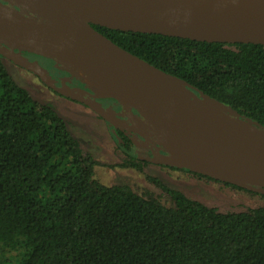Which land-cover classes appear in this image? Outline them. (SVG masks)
Here are the masks:
<instances>
[{"label": "trees", "instance_id": "obj_1", "mask_svg": "<svg viewBox=\"0 0 264 264\" xmlns=\"http://www.w3.org/2000/svg\"><path fill=\"white\" fill-rule=\"evenodd\" d=\"M91 26L182 80L199 102L219 103L240 121L264 130L263 45ZM0 50L12 60L10 49L0 44ZM8 59L0 55V264H264V204L221 212L149 175L162 195L102 184L96 177L99 162L74 133L76 122L21 85ZM78 81L75 91L81 94L87 86ZM56 94L92 111L74 92ZM116 104L124 110L121 116L136 112ZM111 134L122 156L120 168L143 172L152 165L127 154L132 144L121 128H112ZM174 170L264 201V193L254 188Z\"/></svg>", "mask_w": 264, "mask_h": 264}, {"label": "water", "instance_id": "obj_2", "mask_svg": "<svg viewBox=\"0 0 264 264\" xmlns=\"http://www.w3.org/2000/svg\"><path fill=\"white\" fill-rule=\"evenodd\" d=\"M16 6L26 15L36 16L29 19L2 4L0 9L6 12L18 25L20 32L6 33L0 24V44L13 52L14 48L1 40V33L10 34L12 43L20 45L22 37L44 35L49 39L46 48L60 50L62 37L71 45L87 52L100 67L119 83L123 97L129 102L115 100L136 111L143 118L136 123L145 125L144 130L152 131L157 144L167 154L159 159L160 164L174 165L210 178L233 185H240L264 193V154L249 156V150L237 151L230 155L218 145L208 144L199 131L176 123L163 99H170L187 110L201 115L219 114L230 121L245 125L259 132L247 122L240 121L227 107L209 100L205 103L194 98V94L184 89V82L164 73L142 59L120 48L91 25L108 29L158 34L200 42L226 44H255L264 46V0H114L130 3L157 14L171 24L177 31L159 29H124L114 26L106 14L100 12L85 0H3ZM260 4L257 11L246 10L245 6ZM15 4V5H13ZM0 55L10 58L0 50ZM55 60L64 66L74 68L84 84L80 72L58 57H43ZM20 65L38 75L45 84H50L48 74L41 69H33L20 60ZM159 77L175 83L177 91L167 90L159 83ZM63 94L69 95L67 92ZM101 115L105 117L102 111ZM145 123V124H144ZM151 133V132H150ZM210 145V146H209ZM237 155V156H236ZM167 160V162L165 161Z\"/></svg>", "mask_w": 264, "mask_h": 264}, {"label": "rangeland", "instance_id": "obj_3", "mask_svg": "<svg viewBox=\"0 0 264 264\" xmlns=\"http://www.w3.org/2000/svg\"><path fill=\"white\" fill-rule=\"evenodd\" d=\"M0 1L2 4L9 7L8 2L3 0ZM9 8L12 9L11 6ZM14 49L21 53L26 52L22 49ZM21 53L15 52L14 56L33 69H41L42 71H45L35 62H29L25 59L23 57L24 55ZM8 65L16 80L27 88L34 96L42 100L52 102L60 110V112L71 117L76 122V125L74 126V133L82 140L86 150L94 157L95 160L99 162V166L96 168V177L102 184L107 186L127 185L136 192L148 190L156 194H161L162 192L147 180L146 175H149L159 179L166 186L182 192L188 198L201 202L207 206L215 207L221 212H240L246 208L264 204V201L257 196L252 197L245 192L230 190L217 182L196 180L184 172L174 170V168H178L174 165L170 166L160 164L159 159H164L166 156L160 152H154V155L152 156L147 152H139V149L137 148L131 151V154L134 157H137L139 160H143V157H148L150 162L154 164L146 166L143 172L133 169L120 168L119 165L121 163L122 156L115 150V139L111 134L110 124L105 121L106 119L104 117H99V113H101L99 111L101 109L103 110L100 104L95 103L94 105L88 103V105H91L92 108V111H89L88 109L80 107V105L64 101L58 96H51L47 93L43 83L38 80L35 73L30 70H24V68L20 69L11 63H8ZM64 72L70 75L71 79H80L81 81L79 73L74 68L67 66ZM60 85L61 88H59V90L64 93H71V91L63 87L62 84ZM86 86L87 94L94 98L98 97L97 92L93 88L88 85ZM102 112L105 117L108 115L112 116V113L108 114L109 111L103 110ZM131 116L135 122L137 119L142 122L144 121L141 116H135L134 113ZM136 125H138L139 128H144L146 124L141 126L136 123ZM165 161L167 162V160ZM162 200L163 202L165 201L164 198Z\"/></svg>", "mask_w": 264, "mask_h": 264}, {"label": "bare ground", "instance_id": "obj_4", "mask_svg": "<svg viewBox=\"0 0 264 264\" xmlns=\"http://www.w3.org/2000/svg\"><path fill=\"white\" fill-rule=\"evenodd\" d=\"M100 12L109 17L111 23L124 29H159L177 32L171 24L145 10L144 8L130 3H119L114 0H85ZM260 4H251L243 8L250 11L260 9ZM0 24L6 33L15 34L20 32L17 23L2 9H0ZM1 33V40L6 45L22 49L30 54L40 57H58L65 63H70L80 70L86 84L93 88L97 94L104 99L124 101L129 103L122 95L119 83L113 80L100 65L85 51L77 46L71 45L62 37L58 42L60 50L46 48L49 39L44 35L24 36L23 43L15 45L12 43L10 34ZM155 79L166 86L167 90L177 91L178 86L168 80L155 77ZM167 109L171 112L176 123L181 122L185 127L196 128L208 144L218 145L230 155L237 151L249 150V156L264 154V132L252 130L248 126L240 125L229 119L216 114L209 113L201 115L187 110L170 99H163ZM210 146V145H209ZM237 156V155H236Z\"/></svg>", "mask_w": 264, "mask_h": 264}, {"label": "flooded vegetation", "instance_id": "obj_5", "mask_svg": "<svg viewBox=\"0 0 264 264\" xmlns=\"http://www.w3.org/2000/svg\"><path fill=\"white\" fill-rule=\"evenodd\" d=\"M13 5H15V4H13ZM10 6L11 5H9V7ZM11 7L18 14H20L23 17H26V19H27L28 16L24 15L26 13L23 14L21 12L22 9H20L16 6H11ZM28 18L29 19L33 18L34 20L38 19L36 16L34 17L33 15H30ZM21 54L24 55L23 57L25 59H27L29 62H35L43 70H45L47 72V74L50 78V80H49L50 87L45 86L44 84H43V86L47 90V93L50 94L51 96H53V95L59 96L56 93H58V92L62 93V91L59 90V88H61L60 84H62L63 87L67 88V90H70L71 93L74 92L75 94H77L82 99V101H85V103L87 105L89 103V102H87L88 101L87 99L92 98V99H94V102H96L97 104H100V106L103 108V110L109 111L108 114H110L112 112V116H110V115L107 116V118L111 121V124H110L111 127L109 126L110 131L114 127H119L124 131L127 138L129 139V141L132 144V148L129 151H127V154L129 156L134 157L131 154V151H133L137 148L139 149L138 150L139 152L140 151H142V153L147 152V153H149V155H152V156L154 155V152L155 153L160 152L161 154L165 155V153L163 151H159L158 149H156V147L154 145L155 142L150 138V135H151L150 132L148 133V131H145L143 128H141V127L139 128L138 125H136V122L134 121L132 116L125 117V116L120 115V111H124V110H122L121 107L119 105H117L115 101H113L111 99L103 100L104 98H101L99 95H98V97L94 98L91 95L86 93V89L81 94H79L80 91L76 92L75 89L79 90L80 83L76 79H71V76L64 72L66 66H64L63 64H61L55 60H49V59L37 57L36 55L30 54L27 52H25V53L22 52ZM10 59L11 58H9L8 60L10 61V63L12 65H15L16 67H18L20 69H23V68H21L22 66L19 64V63H21V62H19L20 61L19 58H17L16 56L13 55L12 60H10ZM67 64H70V63H67ZM70 65H72V64H70ZM76 69H78V68H76ZM24 70H27V69H24ZM78 71L80 72L79 69H78ZM80 74H81L82 79L84 80V77H83L81 72H80ZM38 80H39V78H38ZM80 82L82 83V81H80ZM84 82H85V80H84ZM84 84L88 85V84H86V82ZM67 93H69V92H67ZM71 93H69V95ZM99 98H101V99H99ZM66 101L71 102L69 100H66ZM91 104H93V102ZM75 105H78V104H75ZM84 105L85 104L83 103V105H80V107L88 109L89 111H91L86 105L85 106ZM94 105H95V103H94ZM88 106H90V108H91V105H88ZM103 110L101 109L100 111H103ZM133 113L135 116L136 115L139 116L136 112H133ZM139 135H143L145 138L141 136L142 137V139H141ZM152 156H150V157H152ZM134 158L137 159V157H134ZM140 161H145V162H148L150 164H154V163L150 162L148 157H143V160L141 159Z\"/></svg>", "mask_w": 264, "mask_h": 264}]
</instances>
